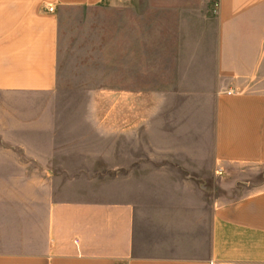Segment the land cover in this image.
<instances>
[{"label":"rangeland","instance_id":"374dc122","mask_svg":"<svg viewBox=\"0 0 264 264\" xmlns=\"http://www.w3.org/2000/svg\"><path fill=\"white\" fill-rule=\"evenodd\" d=\"M217 10L133 0L61 11L56 90L0 93V251L27 250L67 201L134 204L141 256L206 252L215 204L264 184L263 166L214 162Z\"/></svg>","mask_w":264,"mask_h":264},{"label":"crops","instance_id":"0c3cea01","mask_svg":"<svg viewBox=\"0 0 264 264\" xmlns=\"http://www.w3.org/2000/svg\"><path fill=\"white\" fill-rule=\"evenodd\" d=\"M115 1L133 0H0V93L55 91L61 11ZM217 9L214 162L222 170L264 167V0H217ZM137 210L129 203H53L38 241L21 252L0 251V264H264V184L215 204L201 256L137 254Z\"/></svg>","mask_w":264,"mask_h":264},{"label":"built area","instance_id":"2783aa9c","mask_svg":"<svg viewBox=\"0 0 264 264\" xmlns=\"http://www.w3.org/2000/svg\"><path fill=\"white\" fill-rule=\"evenodd\" d=\"M51 11H53V9H51Z\"/></svg>","mask_w":264,"mask_h":264}]
</instances>
